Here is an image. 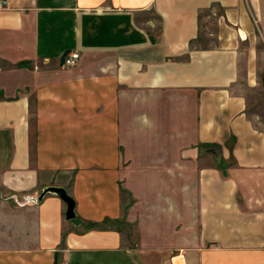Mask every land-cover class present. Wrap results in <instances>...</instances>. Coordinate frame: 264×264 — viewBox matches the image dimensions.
Here are the masks:
<instances>
[{
    "label": "crops",
    "instance_id": "1",
    "mask_svg": "<svg viewBox=\"0 0 264 264\" xmlns=\"http://www.w3.org/2000/svg\"><path fill=\"white\" fill-rule=\"evenodd\" d=\"M6 1L0 264H147L121 231L103 227L123 216L122 159L133 156L122 150V124L131 111L142 112L141 124L157 120L166 100L179 113L180 94L193 101L195 144L209 162L187 224L174 225L173 205L162 212L187 243L157 264H264V131L238 86L262 80L247 1ZM74 51L77 65L62 68ZM51 187L73 199V219L57 195L38 199Z\"/></svg>",
    "mask_w": 264,
    "mask_h": 264
},
{
    "label": "rangeland",
    "instance_id": "2",
    "mask_svg": "<svg viewBox=\"0 0 264 264\" xmlns=\"http://www.w3.org/2000/svg\"><path fill=\"white\" fill-rule=\"evenodd\" d=\"M246 1L257 19L259 32H256V47L259 59L256 66L258 74L262 72V80L253 89L247 88L243 80H239L238 86L246 94L254 126L264 131V0ZM245 66L243 61L241 75ZM172 105L174 113L170 112ZM175 105V101H164L157 120L150 123L144 121L141 124L139 116L142 112H125L121 145L122 150H126L133 158L122 159L126 166L121 170L123 216L116 222L107 221L103 226H113L121 231L123 244L134 250L136 255L142 254L147 264H157L162 257L174 255L172 250L182 241L187 243L186 238L181 240L172 237L171 212L168 215H162V212L165 214L173 205L175 215L180 218L179 224L174 225L182 228L187 224V202L190 200L193 205L197 196L198 170L201 164L209 162L203 157L204 151L195 144L192 99L180 94L179 113L175 111ZM156 226L158 232L155 231ZM138 260L140 263L139 257Z\"/></svg>",
    "mask_w": 264,
    "mask_h": 264
},
{
    "label": "water",
    "instance_id": "3",
    "mask_svg": "<svg viewBox=\"0 0 264 264\" xmlns=\"http://www.w3.org/2000/svg\"><path fill=\"white\" fill-rule=\"evenodd\" d=\"M52 193L57 195L66 205V210H65V219L66 220H71L74 218V208H75V203L73 199L66 193V191L62 188H57V187H51L43 190V192L39 195L38 199L40 200L45 194Z\"/></svg>",
    "mask_w": 264,
    "mask_h": 264
},
{
    "label": "built area",
    "instance_id": "4",
    "mask_svg": "<svg viewBox=\"0 0 264 264\" xmlns=\"http://www.w3.org/2000/svg\"><path fill=\"white\" fill-rule=\"evenodd\" d=\"M7 5L6 0H0V8H4ZM80 59L78 52H70L69 54L62 56L61 67L62 68H73L77 65Z\"/></svg>",
    "mask_w": 264,
    "mask_h": 264
},
{
    "label": "bare ground",
    "instance_id": "5",
    "mask_svg": "<svg viewBox=\"0 0 264 264\" xmlns=\"http://www.w3.org/2000/svg\"><path fill=\"white\" fill-rule=\"evenodd\" d=\"M34 202H36V200H34Z\"/></svg>",
    "mask_w": 264,
    "mask_h": 264
}]
</instances>
